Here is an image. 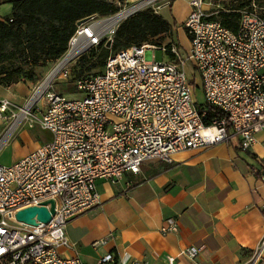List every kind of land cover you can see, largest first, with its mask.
<instances>
[{
    "label": "built area",
    "instance_id": "1",
    "mask_svg": "<svg viewBox=\"0 0 264 264\" xmlns=\"http://www.w3.org/2000/svg\"><path fill=\"white\" fill-rule=\"evenodd\" d=\"M159 1L155 13L173 3L126 0L114 13L78 21L66 52L48 75L67 78L86 52L103 42L112 45L124 20ZM189 3L184 21L189 53L174 40L134 44L111 52L102 72L79 79L76 96L51 91L48 85L35 98L42 84L33 89L0 138V149L23 123H39L52 139L13 163L0 161V264H89L78 255L64 256L61 247L70 246L69 221L102 203L97 180L118 182L128 171L139 173L147 160L172 162L174 153L187 149L238 141L247 150L255 142L264 129V17L253 0L238 10L233 30L214 17L215 0ZM156 50L169 60H156ZM189 61L201 76V104L193 98ZM204 103L221 108L227 118H210ZM10 104L0 99V115ZM51 200L55 210L50 222L30 225L16 218L29 206L46 203L51 209ZM177 229L170 221L161 231ZM199 251L191 245L184 253L195 259ZM263 254L264 235L245 264H264ZM166 259L175 261L172 255ZM106 262H116L115 256L100 258Z\"/></svg>",
    "mask_w": 264,
    "mask_h": 264
},
{
    "label": "crops",
    "instance_id": "2",
    "mask_svg": "<svg viewBox=\"0 0 264 264\" xmlns=\"http://www.w3.org/2000/svg\"><path fill=\"white\" fill-rule=\"evenodd\" d=\"M9 1L0 0V17L11 14ZM0 87L22 100L13 102L16 107L34 89L31 81ZM7 118L0 115L6 126ZM33 128L23 123L15 130L0 149L1 162L13 163L52 139L49 130L47 136ZM172 159L147 160L139 173L128 171L118 182L97 180L102 203L69 221L70 246L61 253L89 264H245L264 235V129L247 150L233 141L179 151ZM170 221L178 229L162 232ZM191 245L200 249L195 259L184 253ZM109 253L116 262L100 263Z\"/></svg>",
    "mask_w": 264,
    "mask_h": 264
},
{
    "label": "trees",
    "instance_id": "3",
    "mask_svg": "<svg viewBox=\"0 0 264 264\" xmlns=\"http://www.w3.org/2000/svg\"><path fill=\"white\" fill-rule=\"evenodd\" d=\"M251 1L220 2L221 6H235L223 14V23L237 29L240 14L236 12ZM9 3L12 5L11 14L0 17V85L5 86L18 83L25 77V63L46 65L61 58L78 21L91 14L105 16L119 9L108 0H11ZM232 17H236L233 22L230 21ZM173 29L172 22L147 8L120 24L110 47L103 42L91 50L93 53L99 51L100 65L105 67L111 52L147 43L154 38L161 39ZM158 43L162 41L152 44ZM205 107L210 118H227L221 108L207 103Z\"/></svg>",
    "mask_w": 264,
    "mask_h": 264
},
{
    "label": "rangeland",
    "instance_id": "4",
    "mask_svg": "<svg viewBox=\"0 0 264 264\" xmlns=\"http://www.w3.org/2000/svg\"><path fill=\"white\" fill-rule=\"evenodd\" d=\"M108 1L112 2L115 5H118L119 7H121L120 5H124L126 2V0H108ZM255 3H256V7H255L256 11L258 12V14L264 17V0H255ZM160 4H162V1H159L155 3L154 5L146 6L141 11L147 8H152L155 10V7L159 6ZM231 7H235V6H232V4H230L228 6L222 5L218 8H215L214 10H212L214 17L223 21L225 19L223 14L226 11H229V9H232V10L234 9ZM189 10H190V7L187 4V0H175L172 3V5H168V6L161 8V10H159L157 13L162 14L166 19H169L174 24V29L172 30L171 33H167L163 38L161 39L154 38L153 40H150L147 43L152 44V43H155L157 40L162 41V42H168L170 40H174L182 50L187 51L189 53L190 52L189 50L190 49V37L187 34V30L185 29V27L181 25L184 22V19L187 13L189 12ZM236 13L240 14L239 12H236ZM235 18L236 17L230 18V21L233 22ZM98 52H99L98 50L95 51V53H93L92 50L89 52H86L83 56H81V58H79L76 62H74L71 65L70 67L71 74H69L67 78H62V79H57V80L52 79L51 83L49 84V89L51 91H56L59 93L67 94L68 96H76L75 94L76 83L79 79L97 74L103 70L104 66L100 65V61L98 58ZM154 57L158 61L169 60V56L164 54L161 50H156L154 52ZM55 64H56V61L54 62L51 61L47 63L46 65H43L41 62H39L38 64H34V62L32 64L25 63L24 65L25 77L21 78L19 82H27L29 80L33 82V88L35 87L37 88L45 80V78L51 72ZM186 72H187L189 81L191 82L192 87L194 89L193 98L199 104L203 103L205 101V97H204V92H203L202 85H201V76H200L198 69L195 67V63L193 61H189L187 63ZM30 77L33 80L32 79L30 80ZM0 90L5 92L4 94L0 96L5 97L11 102L8 108L2 113L8 117L6 120L8 122L7 126H6V123L2 119H0V135H1L0 138H1L6 132V130L8 129V126L15 119V116L19 113L20 108L22 107V106L16 107L13 102H18V104H20L22 100L17 101L16 99H14L12 92L11 91L8 92L4 87L3 89L2 87H0ZM25 124H28L34 127L33 130L35 132L44 131L46 133L45 135L47 136L50 133L46 129L45 131L44 128L39 123L34 122L32 125L29 123H25ZM12 139L13 138L11 137L7 141V143L12 141Z\"/></svg>",
    "mask_w": 264,
    "mask_h": 264
},
{
    "label": "water",
    "instance_id": "5",
    "mask_svg": "<svg viewBox=\"0 0 264 264\" xmlns=\"http://www.w3.org/2000/svg\"><path fill=\"white\" fill-rule=\"evenodd\" d=\"M86 19H82L79 21V23L85 21ZM107 46H111V42L109 41L107 43ZM50 75H48L43 83L49 78ZM52 203L51 209L46 207V203L40 206H29L24 209L19 210L16 213V218L20 221H24L30 225H37L38 221L41 222H50L52 219V214L54 213L55 208V202L54 200L50 201Z\"/></svg>",
    "mask_w": 264,
    "mask_h": 264
},
{
    "label": "bare ground",
    "instance_id": "6",
    "mask_svg": "<svg viewBox=\"0 0 264 264\" xmlns=\"http://www.w3.org/2000/svg\"><path fill=\"white\" fill-rule=\"evenodd\" d=\"M147 3H148V1L144 2L143 4H147ZM143 4H141V5L137 6V7H140V6H142ZM137 7H136V8H137ZM148 47H149V46H148ZM51 79H52V75H51V76H50V77H49L44 83H42V86H41L40 89L38 90V92H37L35 98H37V97L40 96V94L42 93V91H43V90L49 85ZM27 108H28V107L23 108V110H22L23 112H21L22 114H20V116H19L18 119H20L21 116L27 111Z\"/></svg>",
    "mask_w": 264,
    "mask_h": 264
}]
</instances>
